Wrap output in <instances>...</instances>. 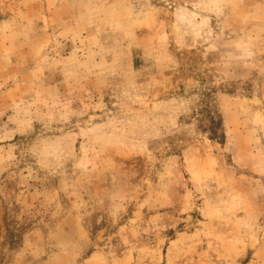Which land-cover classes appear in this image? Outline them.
Wrapping results in <instances>:
<instances>
[{
    "label": "rangeland",
    "instance_id": "obj_1",
    "mask_svg": "<svg viewBox=\"0 0 264 264\" xmlns=\"http://www.w3.org/2000/svg\"><path fill=\"white\" fill-rule=\"evenodd\" d=\"M0 264H264V0H0Z\"/></svg>",
    "mask_w": 264,
    "mask_h": 264
},
{
    "label": "trees",
    "instance_id": "obj_2",
    "mask_svg": "<svg viewBox=\"0 0 264 264\" xmlns=\"http://www.w3.org/2000/svg\"><path fill=\"white\" fill-rule=\"evenodd\" d=\"M220 127V123H217L213 121L211 127H210V133L212 139H220L221 137H224V135H218V129Z\"/></svg>",
    "mask_w": 264,
    "mask_h": 264
}]
</instances>
